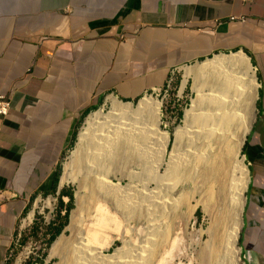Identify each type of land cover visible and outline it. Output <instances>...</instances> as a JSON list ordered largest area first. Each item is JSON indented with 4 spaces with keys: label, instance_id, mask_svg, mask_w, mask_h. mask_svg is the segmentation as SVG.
<instances>
[{
    "label": "crops",
    "instance_id": "obj_1",
    "mask_svg": "<svg viewBox=\"0 0 264 264\" xmlns=\"http://www.w3.org/2000/svg\"><path fill=\"white\" fill-rule=\"evenodd\" d=\"M234 52L260 84L241 246L264 264V0H0V95L11 101L0 117V264L40 199L62 189L61 162L103 97L136 101Z\"/></svg>",
    "mask_w": 264,
    "mask_h": 264
},
{
    "label": "bare ground",
    "instance_id": "obj_2",
    "mask_svg": "<svg viewBox=\"0 0 264 264\" xmlns=\"http://www.w3.org/2000/svg\"><path fill=\"white\" fill-rule=\"evenodd\" d=\"M191 75L197 96L175 130L172 148L156 99L144 98L137 107L114 101L108 115L89 116L66 167L82 178L65 173L60 182L79 185L66 228L71 236L62 234L53 243L48 260L169 264L179 242L174 222L185 204L192 215L190 198L202 191L200 202L212 221L201 264H242L238 242L250 181L242 149L255 121L260 84L244 52L208 59L188 69ZM186 85L187 79L181 93ZM33 218L34 212L28 220ZM137 219L148 223L141 247L127 241ZM113 233L124 245L106 255L117 239Z\"/></svg>",
    "mask_w": 264,
    "mask_h": 264
},
{
    "label": "rangeland",
    "instance_id": "obj_3",
    "mask_svg": "<svg viewBox=\"0 0 264 264\" xmlns=\"http://www.w3.org/2000/svg\"><path fill=\"white\" fill-rule=\"evenodd\" d=\"M239 53V52H237ZM234 52L233 54H237ZM232 54H217L214 57H211L209 59H214L216 56H230ZM248 56V55H247ZM249 57V56H248ZM207 60L200 61L198 63H194L191 65H188L187 67H184L180 70L175 71L172 74V83L170 87H166L163 89H159L155 91V94H152V92L148 93L147 96H143L140 99L136 101H123L121 99H117L113 96H105L101 100L100 105L91 111V113H88L86 116L85 121L83 122L81 128L78 131V134L75 138L74 144L70 151L64 156L61 165H60V179L65 173H69L73 175V178H82V174H79V177L77 175V171L67 170L66 167L68 163L71 161L72 153L75 151V148L77 147L79 134L81 131L86 127V120L89 118L90 115L101 113L103 115H108L111 112L112 104L114 101H121L124 103H131L133 106L137 107L141 100L144 98H153L161 102V129L168 133L171 138V147L173 146L174 140H175V130L179 126H183V120L185 113L188 109L192 107L193 101L196 99V92L193 90L194 85V78L193 76L187 77V71L188 69L194 68L199 63L206 62ZM187 79V85L184 89V91L181 93V87L184 83V81ZM256 107V105H255ZM245 146V145H244ZM242 156L245 157L244 154V147L242 149ZM170 158L169 154L166 155L165 160H168ZM245 162L247 166H249L246 158ZM166 165L162 166L161 173L165 171ZM249 168V167H248ZM67 170V171H66ZM61 181V180H60ZM155 185L153 183L149 184V188L153 189ZM62 191H65L67 194L72 195V201L71 198L68 196L62 197V200L64 201V205H68L70 203L73 204V209L76 207L75 205V198L76 194L79 191V185L76 181H70L69 183L65 184L60 192H56L54 195L45 196L40 199V202H38V206L35 211V215L32 221L27 220L26 222L21 223L19 232L17 234V237L15 238L9 255V264H25L30 258H32L34 261H37L38 259H42L44 264H59L61 262V259L59 257L53 258L52 260L49 259L51 247L47 248V240L49 239L50 235L46 234L43 235V231L38 233V236L33 235V230L35 226L45 227L46 225L50 224L51 222L60 223L59 220H57V214L58 211H61L62 216L65 214V209L60 208V196ZM202 191L199 192L194 198L191 196V204L193 206H196L194 209V212L191 216L188 215V206L185 204L181 213L178 216V220L174 222L176 227V234L174 235L175 238H178L177 240L178 244L175 246L172 253V257L170 259L169 264H201V257L203 253H205L206 244L210 240V236L207 233L208 229L211 225L212 217L211 214L208 213L205 210V203H201L202 199ZM175 197V196H174ZM49 200H52L51 203ZM198 202V204H197ZM72 209V210H73ZM71 210V211H72ZM32 212V211H31ZM30 212V213H31ZM29 213V214H30ZM28 214V215H29ZM71 214V212H70ZM70 218V216H69ZM69 218H68V224L64 228L62 234L66 235L67 237L71 236V233L66 230L67 226L69 225ZM23 219V220H24ZM29 221V222H28ZM134 229L130 235H128V242L133 243L136 245L137 241V247H141L144 243H142L145 240L147 230H148V223L144 219H137L136 222L131 225ZM147 226V227H146ZM141 230H140V229ZM145 229V231H144ZM140 230V231H139ZM135 231V232H134ZM139 231V232H138ZM145 236H144V233ZM242 233V230H241ZM241 233L240 238L238 242V246L241 249V263L242 264H248L247 263V257H245L244 250L241 246ZM61 234V235H62ZM132 234V235H131ZM60 235V236H61ZM59 236V237H60ZM113 236L117 239L113 240V246L109 249L105 250L106 255H112L116 249L122 248L124 243L123 240L118 237V235L113 233ZM58 237V238H59ZM57 238V239H58ZM132 238V240H131ZM56 239V240H57ZM134 240V241H133ZM138 240L140 243H138ZM139 244V245H138ZM46 255L45 257H43Z\"/></svg>",
    "mask_w": 264,
    "mask_h": 264
},
{
    "label": "trees",
    "instance_id": "obj_4",
    "mask_svg": "<svg viewBox=\"0 0 264 264\" xmlns=\"http://www.w3.org/2000/svg\"><path fill=\"white\" fill-rule=\"evenodd\" d=\"M60 176V174L57 175V179H56V184L58 183V177ZM56 192V189L54 191V194ZM64 196H68L71 198L72 201V195L71 194H67L65 191H62L61 193V198H60V203L59 206L60 208H64L65 210V214L64 216H62L61 211H58L57 214V220L60 221V223H56V222H51L50 224L46 225L45 227H40V226H35L34 227V232L33 235L34 236H38L39 232L43 231V235L49 234L50 237L47 240V248L50 247L55 241L56 239L62 234L64 228L66 227V225L68 224V218L70 216V212L73 209V204L70 203L68 205H64V201L62 200V197ZM46 255H44L43 257H45ZM25 264H44L42 259H38L37 261H34L32 258H30Z\"/></svg>",
    "mask_w": 264,
    "mask_h": 264
},
{
    "label": "built area",
    "instance_id": "obj_5",
    "mask_svg": "<svg viewBox=\"0 0 264 264\" xmlns=\"http://www.w3.org/2000/svg\"><path fill=\"white\" fill-rule=\"evenodd\" d=\"M171 83H172V77L167 83V87H170ZM147 94H145L144 97L147 96ZM152 94H155V91H153ZM10 109H11V101L6 96L0 95V117H7L10 113Z\"/></svg>",
    "mask_w": 264,
    "mask_h": 264
},
{
    "label": "water",
    "instance_id": "obj_6",
    "mask_svg": "<svg viewBox=\"0 0 264 264\" xmlns=\"http://www.w3.org/2000/svg\"><path fill=\"white\" fill-rule=\"evenodd\" d=\"M60 189H61V188H60ZM58 192H60V190H59Z\"/></svg>",
    "mask_w": 264,
    "mask_h": 264
}]
</instances>
